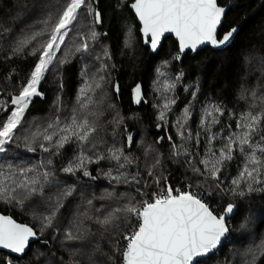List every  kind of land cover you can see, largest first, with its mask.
Wrapping results in <instances>:
<instances>
[{
    "label": "snow or ice",
    "instance_id": "6c2138e0",
    "mask_svg": "<svg viewBox=\"0 0 264 264\" xmlns=\"http://www.w3.org/2000/svg\"><path fill=\"white\" fill-rule=\"evenodd\" d=\"M123 8L134 12V18L139 22L140 38L151 52L158 53L165 34L175 35L179 52L172 60H180V54L188 49L195 52L200 45L208 44L213 49L230 46L240 32L239 26H231L218 38V27L226 14V8L220 6L218 0H132L130 4L118 0L114 13L123 15ZM32 17L38 19L31 24L25 22ZM16 19H20L24 27L15 36H12L11 28L0 25V48L11 37L6 59L28 56L33 58V63L27 75L16 84V94L0 103V154L6 153L7 146L16 142L17 147L22 143L28 153L39 149L47 155L32 164L0 163V202L21 210L28 209L40 224L38 233L11 216L0 215V248L23 259L30 241L39 239L46 230H54L53 238H56L60 233L63 209L79 191L81 202L70 213L62 233L61 247L68 253V259L61 257L53 261L44 253H38L36 264H41V258L45 264H209L229 242L230 236L233 243L244 240L248 243L241 248L233 247V258L226 259L223 264H256L258 254L264 256V234L257 238L251 228L252 206L245 203L254 193L264 194V84L249 88L246 86L247 76L243 77L238 99L247 103L246 109L237 114L209 101L201 108L194 132L190 121L198 88L191 90L185 86V91H190L193 99L171 123L180 143H176L171 135L167 136L169 158L179 161L183 157V163L192 173L188 179L197 181L196 192L192 191V183L188 184V191H183L168 184L170 176L158 172L163 159L153 155L157 152L154 144L141 142L145 156L143 170L147 173L142 176L138 158L131 156L123 146L109 145L107 139L99 135L106 131L101 127L100 117L105 108L115 111V106L106 104L109 83L106 74L112 54L107 46H103L102 52L93 56L99 37L107 36V33L96 30V26L104 22L97 0H30L21 6ZM126 28L124 48L130 50L136 43V36L130 25ZM69 37L71 45L68 44ZM61 52L63 56L58 55ZM76 55L81 60L91 57L94 63L83 64L80 70L82 83L77 89L75 103L65 115L64 83L60 72ZM253 59L257 61L254 70L259 73L258 81L264 80V55L245 57V63L251 65ZM161 64L167 67L170 61L163 60ZM93 67L95 71L91 70ZM54 68L56 79L53 85L57 88L53 100L55 116L44 125L36 122L35 117L26 121V113L35 99L44 98L40 87ZM156 72L154 84L163 100V103L153 105L157 109L156 127L165 128L170 123L168 117L174 114L179 99L175 91L184 73L181 71L172 78L159 67ZM112 88L117 93L120 90L118 84ZM132 93L134 102L139 104L143 100L141 85L137 84ZM225 114L235 121V127L229 123L219 132L214 131L222 125ZM123 120L117 112L108 122L113 129V138ZM164 139L158 137L155 143L160 144ZM126 140L130 148L134 143L131 132ZM193 142L197 148L203 143V156L191 148ZM217 144L220 146L216 147ZM69 149L72 154L65 156ZM53 157L67 160L59 169L65 176L73 177L82 172L83 177L93 180L98 177L92 176L88 165L107 162L111 166L101 174L109 180L111 190L105 189L101 196L93 194L88 198L75 182L68 183L58 176ZM238 157L241 163L237 175L224 188L220 177ZM133 166L137 168L134 173L130 171ZM118 185H126L130 190L118 192ZM206 185L208 191H202ZM217 194L233 201L223 206L219 214H215L216 210L205 202L206 198L210 200ZM237 198L239 203L235 202ZM94 200L109 203L95 208ZM112 204L116 206L112 207ZM260 211L264 215V208ZM237 215L241 222L237 229H233L229 218L234 219ZM89 222L98 226L97 232L87 226ZM103 239H109V252L101 246ZM0 264H12V261L0 260Z\"/></svg>",
    "mask_w": 264,
    "mask_h": 264
},
{
    "label": "trees",
    "instance_id": "16d2710c",
    "mask_svg": "<svg viewBox=\"0 0 264 264\" xmlns=\"http://www.w3.org/2000/svg\"><path fill=\"white\" fill-rule=\"evenodd\" d=\"M131 1L126 0L128 4ZM117 2L118 0H97V6L104 15V22L102 25H97L96 30L101 34L107 33V36L101 35L99 37V40L94 45L95 52L93 56L102 52L103 46H107L112 54L113 58L108 61L109 71L106 74L109 80L106 86V104L115 106V111L105 108L103 116L100 117L101 127L102 129L106 128V131H101L99 135L106 138L109 145L115 143L117 147L123 146L126 152L138 158L142 176H146L147 173L143 170L145 156L141 142L143 141L145 145L154 144L157 152L153 155H159L163 159V165L158 169V172L163 176L171 177L168 184L174 188L179 187L183 191H188V184L192 183V191L195 192L197 181L188 179L192 173L187 170L186 165L183 163L184 158L181 157L179 161L169 158L170 142L167 140V136L171 135L176 143H180L175 134L176 130L171 127V123L175 121L176 116L180 115L181 110L188 104V101L193 99L190 91H185V86H188L191 90L198 88V97L194 101V114L190 121V128L193 132L197 129L201 108L209 101L220 104L237 114L246 109L247 103L238 99L240 86L244 82L242 78L247 76L246 86L249 88L255 87L258 83L264 84V80L258 81L259 73L254 70L257 61L253 59L251 65L245 63V57L253 54L257 56L264 55V51H261L264 48V0H218L219 5H228L218 36L231 26H239L238 37L230 46L221 50L204 47L194 54L186 51L181 55L180 60H172V57L179 51L176 42L171 36L163 39L158 53H148L147 47L143 45L140 38L139 25L132 11L129 8H123V15L119 12L114 13ZM28 3H30V0H0V25L11 28L12 36L18 34L20 28L24 27V23H21V20L16 18L21 11V6ZM36 19L38 17H32L31 19H25V22L31 24ZM126 25H130L133 28V33L136 36V43L130 50L124 48ZM83 30L87 31V29ZM10 39L11 37L4 43L3 48H0V103L10 99L11 94H16V84L27 75L33 63V58L28 56L11 60L6 59L8 55L7 43L10 42ZM68 44H72L71 37L68 38ZM58 55L63 56V52L58 53ZM163 60H169L170 64L164 67L161 64ZM84 63H94V61L91 57L81 60L80 56L76 55L71 57V63L61 69L60 77L64 83L62 100L66 106L65 115H67V109H71L75 103L77 89L82 83L80 70ZM95 66L98 67L99 65L96 64ZM158 67L161 71L169 73L172 78L181 71L184 73V77L175 91V95L179 99L174 106V114L168 117L170 123L165 128L156 127L158 123L156 119L157 109L153 107L154 104L163 103L161 94L156 91V85L154 84V81L157 80L156 69ZM91 70L95 71V67ZM9 76L14 78L8 79ZM54 79H56L55 68L47 75L40 87V91L45 94L44 98L35 99L26 113V121H32L35 117L36 122L44 125L48 119L55 116L53 100L56 97L57 88L53 85ZM116 84L119 85L120 89L118 93L112 88ZM137 84L141 85L143 100L138 105H134L132 102V90ZM97 98H99V95ZM117 112L124 120L118 130V134L113 138L111 135L113 129L108 122L112 120ZM229 123L232 124L233 128L235 127V121L230 120L225 114L222 117V125L216 127L214 131L219 132L223 125ZM129 132L134 137V143H132L130 148L126 140ZM158 137H165V139L162 143L156 144L155 141ZM190 146L198 151L201 156L204 155L203 143L198 148L194 142ZM219 146V144L216 145V147ZM7 148L8 151L6 153L0 154V163L32 164L47 155L39 149L35 153H28L22 143L17 147L16 142H13ZM71 154L72 150L69 149L65 156H70ZM53 160V167L56 169L58 176L61 179H66L68 183L75 182L78 189L83 190L88 198H91L93 194L96 197L101 196L105 189L111 190L112 185H110L109 180L101 174L102 171H107L111 166L107 162L88 165V170L92 173V176L98 177L93 180L83 177L82 172L77 173V176L67 177L59 172V169L67 163V160L64 157H53ZM240 163L241 161L238 157L236 161L229 164L225 174L221 175L220 179L224 182L222 185L224 188H227L231 179L237 175ZM130 171L134 173L137 168L133 166ZM116 190L118 192H127L130 189L126 185H118ZM152 190L155 191L156 189L153 188ZM204 190L208 191L207 185ZM80 202L81 197L78 191L76 196L70 199L67 207L63 209V215L60 218L62 221L60 233L56 238H53L54 230H46L39 239L30 243L23 259H18L17 256L0 251V260H10L12 264H36V255L38 253H44L45 257L53 261H58L61 257L67 260L68 253L61 247L63 228L67 226L70 213L75 210L76 204ZM229 202H233L230 197L221 198L217 194L212 199H208L207 203L212 209L216 210L215 214H219L223 210V206H226ZM235 202L239 203L240 201L237 198ZM108 203L107 201L94 200L95 208H101V204L107 205ZM245 203L252 206L250 213L252 216L251 228L258 238L260 234H264V215L260 211L261 208H264V194L254 193ZM115 206V204H112V207ZM0 212L10 215L18 222L33 227L39 233L40 224L33 218L32 213L28 209L21 210L19 207L0 202ZM240 222L241 218L239 215L234 219L229 218L230 227L233 229H237ZM87 226L91 227L93 232H97L98 226L92 225L90 222ZM97 239H99V236H97ZM109 239L100 241L105 252H109ZM44 241H47V244ZM247 243L248 240L233 243L230 236L229 242L223 245L219 250V254L214 256L209 261V264H217V261L223 264L226 259L233 258L231 252L233 247L241 248L242 245ZM235 259L239 260L240 258L236 257ZM261 261H264V256L258 254L256 264H261ZM41 264H45L44 258H41Z\"/></svg>",
    "mask_w": 264,
    "mask_h": 264
},
{
    "label": "water",
    "instance_id": "95a60500",
    "mask_svg": "<svg viewBox=\"0 0 264 264\" xmlns=\"http://www.w3.org/2000/svg\"><path fill=\"white\" fill-rule=\"evenodd\" d=\"M132 2V1H131ZM130 2V3H131ZM129 3V4H130ZM220 6H224L225 8H226V11H227V9H228V5L226 4V5H220ZM130 9V8H129ZM131 10V9H130ZM133 13V15H134V12H132ZM136 20V19H135ZM136 22L138 23V25H139V22L136 20ZM220 27L221 26H219L218 27V31H219V29H220ZM138 31H139V28H138ZM227 31V30H226ZM226 31H224V32H222L221 34H220V36H218V38H220V37H222L224 34H225V32ZM168 36H171L172 38H173V40L176 42V44H177V47H178V51H179V42H178V40H177V38L175 37V35L174 34H165V37H168ZM164 37V38H165ZM164 38H162V41H163V39ZM142 43H143V41H142ZM204 47H210L211 49H213L212 48V46L211 45H208V44H205V45H200V46H198V48H197V50L196 51H198V50H200V49H202V48H204ZM225 47H227V46H222V49H224ZM147 51H148V53H152V54H154L153 52H151L150 51V49L147 47ZM213 50H221V49H213ZM186 51H189L190 52V54H194L195 52H193L191 49H188V50H186ZM185 51V52H186ZM184 53H182V54H180V55H183ZM135 88V87H134ZM133 88V89H134ZM132 102H133V104L134 105H138L137 103H135L134 102V100H133V93H132ZM0 215H7V216H10V215H8V214H4V213H2V212H0ZM18 222V221H17ZM18 223H21V222H18ZM21 224H24V223H21ZM36 239H34V240H32V241H30V243L31 242H33V241H35ZM0 251H4V252H7L8 254H11V255H14V256H17V254H14V253H11L10 252V250H7V249H2V248H0Z\"/></svg>",
    "mask_w": 264,
    "mask_h": 264
},
{
    "label": "built area",
    "instance_id": "2783aa9c",
    "mask_svg": "<svg viewBox=\"0 0 264 264\" xmlns=\"http://www.w3.org/2000/svg\"><path fill=\"white\" fill-rule=\"evenodd\" d=\"M176 188H179V187H176ZM179 189H181V188H179ZM182 190V189H181ZM195 192L197 191V189L196 190H194ZM202 191H205L204 189H202ZM205 192H207V191H205ZM205 202L207 203L208 202V199L206 198L205 199Z\"/></svg>",
    "mask_w": 264,
    "mask_h": 264
}]
</instances>
